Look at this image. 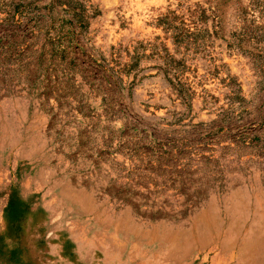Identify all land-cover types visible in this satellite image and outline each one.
Wrapping results in <instances>:
<instances>
[{"label":"rangeland","instance_id":"rangeland-1","mask_svg":"<svg viewBox=\"0 0 264 264\" xmlns=\"http://www.w3.org/2000/svg\"><path fill=\"white\" fill-rule=\"evenodd\" d=\"M76 1L0 0V264H264V0Z\"/></svg>","mask_w":264,"mask_h":264},{"label":"trees","instance_id":"trees-1","mask_svg":"<svg viewBox=\"0 0 264 264\" xmlns=\"http://www.w3.org/2000/svg\"><path fill=\"white\" fill-rule=\"evenodd\" d=\"M24 7H34V9L41 10L48 9L51 11H53V9L56 7H65L66 9H64V12H66L67 14H71L72 16V24L77 25L78 28H82L85 26H83V24L84 18L86 17L87 9L84 7L83 4L79 3L76 0H50L47 5H44V7H36L35 1L32 3H26L25 0H20V3L17 4L13 9H15L14 12L16 13L17 10ZM54 52L57 54L58 52L61 53V51H59L58 49H54Z\"/></svg>","mask_w":264,"mask_h":264}]
</instances>
